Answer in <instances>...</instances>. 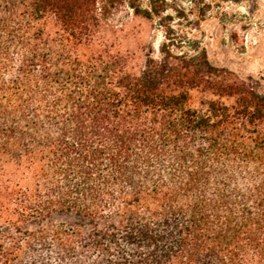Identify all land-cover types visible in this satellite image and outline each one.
Returning a JSON list of instances; mask_svg holds the SVG:
<instances>
[{
	"label": "trees",
	"instance_id": "trees-1",
	"mask_svg": "<svg viewBox=\"0 0 264 264\" xmlns=\"http://www.w3.org/2000/svg\"><path fill=\"white\" fill-rule=\"evenodd\" d=\"M98 0H0V264H264V92L163 40L96 36ZM159 2V4H158Z\"/></svg>",
	"mask_w": 264,
	"mask_h": 264
},
{
	"label": "rangeland",
	"instance_id": "rangeland-1",
	"mask_svg": "<svg viewBox=\"0 0 264 264\" xmlns=\"http://www.w3.org/2000/svg\"><path fill=\"white\" fill-rule=\"evenodd\" d=\"M131 2L147 5V0H106L96 36L132 56L136 67L164 37L157 19L135 14ZM169 5L181 12L166 9L177 37L197 39L212 65L252 77L264 92V0H173Z\"/></svg>",
	"mask_w": 264,
	"mask_h": 264
}]
</instances>
